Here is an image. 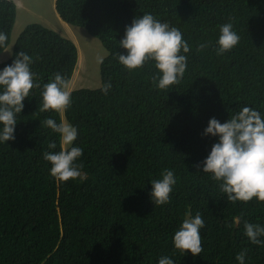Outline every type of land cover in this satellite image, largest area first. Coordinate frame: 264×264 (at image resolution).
Segmentation results:
<instances>
[{"label": "trees", "instance_id": "trees-1", "mask_svg": "<svg viewBox=\"0 0 264 264\" xmlns=\"http://www.w3.org/2000/svg\"><path fill=\"white\" fill-rule=\"evenodd\" d=\"M19 10L13 0H0L7 46ZM54 10L107 50L100 80L111 88L106 95L100 88L72 90L62 113L40 110L41 88L23 101L15 139L0 143V264H157L161 255L175 264H237L242 249L245 264H264V245L252 244L243 229L245 220L264 225V201L227 200L197 166L216 142L202 135L210 118L224 122L243 106L264 114V0H55ZM146 12L177 27L190 46L183 77L166 90L155 87L152 61L130 71L112 55L125 51L119 47L125 26ZM226 22L240 40L217 54ZM20 50L33 57L41 85L56 72L70 82L78 53L69 39L28 24L0 68ZM62 114L77 128L84 181L54 178L42 156L49 141L60 150L58 134L43 121L60 122ZM163 169L173 170L176 184L167 203L154 205L149 180ZM197 212L203 250L184 255L172 236L186 214Z\"/></svg>", "mask_w": 264, "mask_h": 264}, {"label": "clouds", "instance_id": "clouds-1", "mask_svg": "<svg viewBox=\"0 0 264 264\" xmlns=\"http://www.w3.org/2000/svg\"><path fill=\"white\" fill-rule=\"evenodd\" d=\"M219 33L217 54L232 49L240 40L231 22L220 25ZM7 40L6 33L0 31V48L5 51H9ZM206 46L205 43L197 47L203 49ZM119 47L125 51L113 52L112 55L122 66L131 71L152 61L157 69L152 77L155 87L166 90L183 77L187 67L185 53L189 52L190 46L177 27L146 12L134 16L131 23L125 26ZM33 62L28 52L20 50L14 54L10 64L0 68V143L15 139L17 115L22 112L23 101L29 98L31 89H42L41 111L62 113L71 106L70 82L60 72H56L41 85L37 74L31 69ZM110 88V80L100 85V91L105 95ZM43 124L58 134L60 144V150L57 151V142L49 141L48 150L42 153L43 159L50 164L49 174L62 182L75 179L84 181L88 174L83 171L80 161L83 148L74 144L77 128L67 121L57 122L51 116L46 117ZM202 135L216 137V142L211 145L208 155L198 162L200 172L210 173V178L219 182L220 190L229 201L247 202L253 197L257 201H264V114L255 108L243 106L224 122L215 117L210 118ZM149 183L151 201L154 205H163L170 199L176 177L173 170L163 169L160 178L151 179ZM239 219L234 218L233 226L239 224ZM203 228L204 219L199 212L194 216L186 214L172 236L173 247L184 255L186 252L193 256L200 254L203 250L200 230ZM243 229L252 244L264 245V239H261L264 237V225L245 220ZM246 254L247 250L242 249L235 255L237 264H245ZM157 264H175V261L170 256L161 255Z\"/></svg>", "mask_w": 264, "mask_h": 264}, {"label": "rangeland", "instance_id": "rangeland-1", "mask_svg": "<svg viewBox=\"0 0 264 264\" xmlns=\"http://www.w3.org/2000/svg\"><path fill=\"white\" fill-rule=\"evenodd\" d=\"M26 12H24V11ZM21 11V12H20ZM20 15L16 19V23L13 26L10 42L8 47L9 51H5L0 56V62L8 59L12 53L14 42L19 33L24 27L31 23L40 24L48 29L59 30V24L57 23V14L54 10V0H24L23 9L19 10ZM34 13L36 18H31L29 14ZM74 28L77 37V49L79 55L84 60V66L82 67L79 63L76 68L75 74L70 80V90L76 89H98L101 85L100 80V58H105L108 55L100 42L91 37L87 31L81 27L70 26ZM59 34V33H58ZM102 59V60H103ZM62 120L64 117L62 115Z\"/></svg>", "mask_w": 264, "mask_h": 264}, {"label": "crops", "instance_id": "crops-1", "mask_svg": "<svg viewBox=\"0 0 264 264\" xmlns=\"http://www.w3.org/2000/svg\"><path fill=\"white\" fill-rule=\"evenodd\" d=\"M55 1V0H54ZM13 2L15 3L16 7L19 9H23V5H24V0H13ZM58 17V16H57ZM57 19V23L59 24V30L60 32H58L57 29H54V31H56L57 33H59L61 36L71 40L77 47V35L75 33L74 28L69 27V25L65 24L64 22H62L59 18ZM82 60V61H81ZM79 62L81 63V66H84V60L83 58L79 55L78 53V61L77 64H79Z\"/></svg>", "mask_w": 264, "mask_h": 264}, {"label": "bare ground", "instance_id": "bare-ground-1", "mask_svg": "<svg viewBox=\"0 0 264 264\" xmlns=\"http://www.w3.org/2000/svg\"><path fill=\"white\" fill-rule=\"evenodd\" d=\"M82 61V60H81ZM80 63V62H79Z\"/></svg>", "mask_w": 264, "mask_h": 264}]
</instances>
